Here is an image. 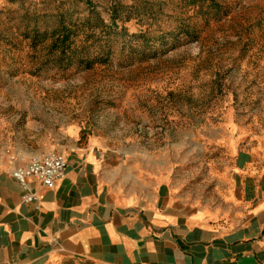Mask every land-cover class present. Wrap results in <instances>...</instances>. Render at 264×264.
<instances>
[{"label":"rangeland","instance_id":"374dc122","mask_svg":"<svg viewBox=\"0 0 264 264\" xmlns=\"http://www.w3.org/2000/svg\"><path fill=\"white\" fill-rule=\"evenodd\" d=\"M42 142L206 197L264 152V0H0V152Z\"/></svg>","mask_w":264,"mask_h":264},{"label":"crops","instance_id":"0c3cea01","mask_svg":"<svg viewBox=\"0 0 264 264\" xmlns=\"http://www.w3.org/2000/svg\"><path fill=\"white\" fill-rule=\"evenodd\" d=\"M93 146L0 152V264H264V152L238 154L200 198L159 170L109 167ZM49 152L64 177L28 179L38 199L24 202L11 171Z\"/></svg>","mask_w":264,"mask_h":264},{"label":"built area","instance_id":"2783aa9c","mask_svg":"<svg viewBox=\"0 0 264 264\" xmlns=\"http://www.w3.org/2000/svg\"><path fill=\"white\" fill-rule=\"evenodd\" d=\"M66 170L65 157L57 152H50L41 157L32 158L27 165L15 168L11 176L23 189L24 202L36 201L38 198L29 189L28 179H34L43 187L52 188L64 177Z\"/></svg>","mask_w":264,"mask_h":264}]
</instances>
